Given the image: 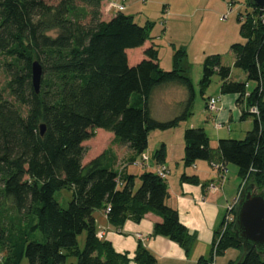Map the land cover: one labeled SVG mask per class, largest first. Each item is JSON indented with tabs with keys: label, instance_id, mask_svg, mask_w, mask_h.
Returning <instances> with one entry per match:
<instances>
[{
	"label": "trees",
	"instance_id": "16d2710c",
	"mask_svg": "<svg viewBox=\"0 0 264 264\" xmlns=\"http://www.w3.org/2000/svg\"><path fill=\"white\" fill-rule=\"evenodd\" d=\"M48 1L0 0V56L10 77L0 89V264H21L25 257L29 264H67L69 255L77 258V264H129L126 254L116 252L110 241L99 236L94 216L98 209L105 210L117 229L128 219L138 222L154 211L162 221L154 225L153 235L167 237L188 252L194 237L178 210L167 204L168 177L162 178L156 169L140 175L129 174L126 166L114 169L107 162L110 148L83 164L84 142L101 128L133 152L128 165H149V159L142 158L150 133L171 129L191 114L195 88L182 73L185 52L177 50L173 69L164 70L159 49L151 45L144 58L131 66L127 50L152 38V22L141 26L123 11L106 20L104 0ZM248 5L246 14L238 15L244 42L232 44L231 50L234 66L244 70L256 87L249 92L246 82L234 80L232 68L222 63L219 54L205 58L200 86L204 95L218 75L221 93L238 95L237 103H246L241 119L252 116L254 126L244 139H220L216 146L205 128H187L184 162L186 166L199 160L233 164L245 187L255 184L264 192V12L250 1ZM35 60L43 68L39 93L32 81ZM168 84L186 89V105L178 116L158 120L151 114V98L157 88ZM6 91L13 100L5 97ZM253 106L258 114L249 111ZM154 158L158 167L164 165V145ZM182 178L197 181L196 176ZM62 189L73 192L66 207L55 198ZM9 202L16 217L10 216ZM28 216L31 231L40 230L44 241L32 240L23 227ZM234 223L223 235L221 223L214 240L217 255L229 248L240 251L229 264H236L243 252ZM83 233L85 245L80 249L78 238ZM212 258L211 252L209 259L201 257L197 264H210ZM133 259L136 264L156 262L142 243ZM241 264H264V252L248 250Z\"/></svg>",
	"mask_w": 264,
	"mask_h": 264
},
{
	"label": "rangeland",
	"instance_id": "374dc122",
	"mask_svg": "<svg viewBox=\"0 0 264 264\" xmlns=\"http://www.w3.org/2000/svg\"><path fill=\"white\" fill-rule=\"evenodd\" d=\"M58 1L59 0H49L48 2L56 4ZM127 1L131 4L133 0H126L125 4L128 3ZM224 1L225 2H222L221 0V2H219L220 5H218V0H136L133 5H129V9L123 11L125 14H132L135 21L141 26L145 25L148 21L153 23L151 29L152 38L149 41H152L159 49V60L161 61L162 67H170V69L166 70L173 69V57L177 50L181 49L185 52L180 62L184 70L182 73L188 75L192 79L195 87V98L191 108V114L187 119L180 121L177 126L171 129H157L154 130L155 132H152L150 143L146 150L148 159H151V161H149L150 167L152 166L151 162L154 160V153L161 145L156 147L157 143L162 139L167 140L169 149L172 151L179 148V142L184 140L185 133V131L181 133V129H184L185 125L188 126L192 124L194 127L207 128L214 136L213 139H211V145L213 146H216L220 140V137H216L217 139L215 138L218 132H225L228 134L227 136L231 134V137L221 139H244L246 133L252 130L254 126V118L252 116L247 117L248 121H245L247 118L245 120L241 119L242 110L245 108L246 103L238 105L236 104V98L227 106L226 113H228L229 119L225 121L220 117V114L218 115L216 112H211L207 107V102L211 97L216 98L224 95L221 93V80L218 75L212 78V82L205 94H201L200 81L203 75V67L200 63L203 62L207 56L213 54H219L221 56L222 63L232 68V78L236 81L246 82L249 91H252L257 85L255 81L249 80L244 70L234 66V54L231 50L232 44L244 42V38L240 34L238 15H245L249 10V0ZM198 29L201 31L199 34L200 39H198V33L196 32ZM193 36H196L195 40H192L191 37ZM130 55L132 56L131 53ZM5 63L6 61L4 58L0 56V89L6 87L7 81L10 78L6 71L7 67ZM189 65L192 67L188 71L186 68ZM4 95L7 99L13 100V98L9 96L8 91H6ZM163 97L174 99V97H178V94L175 90L168 91L167 93H160L159 90V92L155 93L151 100L153 115L158 120L163 121L178 116L181 113L180 105L172 103L164 108V105H162L164 101H161ZM182 110H184V108ZM216 114L218 115L217 118L215 117ZM232 114L234 115L232 117L233 120L230 119ZM222 122H225V127L216 129L215 125ZM228 125L231 126V130L228 129ZM95 131L96 135L84 142L86 154L83 164L101 155L111 142L110 134L113 135L112 132L101 128H97ZM109 148L111 150L113 149L112 147ZM116 149L119 157L124 155V149L118 146ZM133 166L135 167L131 169L138 172L146 168V166L142 164ZM147 168H149V166ZM173 168L174 167H172V169ZM229 170L230 179H240L237 174L238 169L235 165L229 164ZM249 181L252 180L250 179ZM244 188L245 186L243 189ZM72 197L73 192L70 189H62L55 193V198L62 207H66L72 200ZM7 208L11 214L10 216H17L18 213L12 207L11 202L8 203ZM30 220L31 217L28 216L23 220L22 225L31 235V239L44 241V236L40 230L31 231ZM18 223L19 220H16L15 227L19 226ZM85 239V233L79 236L78 241L80 249L84 247ZM239 254L240 251L238 249L229 248L224 254L217 255V264H229L230 260L237 259V255ZM21 264H29L28 258L25 257ZM67 264H77V258L73 255H69Z\"/></svg>",
	"mask_w": 264,
	"mask_h": 264
},
{
	"label": "crops",
	"instance_id": "0c3cea01",
	"mask_svg": "<svg viewBox=\"0 0 264 264\" xmlns=\"http://www.w3.org/2000/svg\"><path fill=\"white\" fill-rule=\"evenodd\" d=\"M135 2L136 0L131 1V4L130 2L126 3L125 10L129 9V5H133ZM219 2H221V0H218V5H220ZM222 2L225 1L222 0ZM112 3L113 2L110 0H104L102 2L103 18L106 20L112 18L118 13ZM196 32L198 33V39H200L199 34L201 31L198 29ZM191 38L192 40H195L196 36ZM151 45L155 44L148 40L141 47L128 49L127 54L129 64L134 66L139 63L144 58L145 49ZM159 63L162 67L160 60ZM203 64L204 61L200 63L202 67ZM191 67L192 66L189 65L186 69L189 71ZM162 68L164 70L170 69V67ZM159 90L160 93H167L168 91L175 90L178 94V97H174V99L163 97V99H161L162 102L164 101L162 105H164V108H166V106L176 103V105H180L181 112L183 111L182 109L185 108L187 100V91L185 89L176 84H168L157 88L153 92V95L159 92ZM216 98L219 99V110L216 113L221 115L220 117L224 119L223 121L229 119L228 113H226L228 104H231V102L236 98V104L241 105L237 103L238 95L235 94H226ZM151 114L153 118L157 119L153 115L152 109ZM217 114L215 115L216 118L218 117ZM233 116V114L230 116L231 120H233ZM245 121H248V118ZM224 123L225 122H222L220 126L216 124L215 128H224ZM190 127L194 126L192 124L188 126L185 125L184 129ZM227 127L229 130H231L230 125ZM184 129H181V133H184ZM205 130L210 140L213 139V134H211L207 128H205ZM152 132L149 135V143ZM227 135L228 134L225 132H218L215 138L220 137L221 139L231 137V134H229V136ZM110 137L111 142L106 150L109 147H112L113 149L108 155L107 162L111 164L114 169H121L122 167L126 166L125 171L129 174L140 175L145 170H153L158 168L159 163L155 158L151 162L152 166L150 167L149 161H151V159L149 158V168L146 166L145 169L139 172L132 170L131 168L135 166L128 165V162L133 158V152L128 147L115 143L114 134H110ZM158 145H160V147L163 145L165 146L166 158L163 164L169 168V174L167 178L169 184V196L167 198V204L178 210L181 222L187 227L189 234L194 237L192 243L190 244L189 251L187 252L178 243L170 240L167 237L153 235L154 225L157 222L162 221V217L154 211L147 212L138 222L128 219L124 222L123 226L117 229L110 225L105 210L98 209L94 213L97 231L101 238H105L111 242L116 252L127 255L129 258V264H136L133 258L139 243H142L155 255L156 262L154 264H197L201 257L206 259L210 258L213 246L215 244L214 240L216 238V232L223 221L227 206L229 203L233 202L239 197L243 187L245 186V181L241 182V179H230L229 165L226 166V171L215 167L213 163L208 161H196L193 165L186 166L184 162V140L179 142V148H176L175 151L169 149V144L165 139L159 141L156 147H158ZM117 146L121 147V149H124L125 153L123 156H118L116 149ZM172 167H174V171ZM183 175L196 176L197 181L193 182L190 180H184L182 178ZM239 255H237V257H239ZM215 264H217V260L215 261Z\"/></svg>",
	"mask_w": 264,
	"mask_h": 264
},
{
	"label": "water",
	"instance_id": "95a60500",
	"mask_svg": "<svg viewBox=\"0 0 264 264\" xmlns=\"http://www.w3.org/2000/svg\"><path fill=\"white\" fill-rule=\"evenodd\" d=\"M250 4L264 10V0H249ZM43 68L39 61L32 64V81L37 93L40 92ZM41 133L45 132V124L40 125ZM233 231L243 244V252L236 264H241L246 252L256 248L264 252V192L255 184L247 185L241 192L236 208Z\"/></svg>",
	"mask_w": 264,
	"mask_h": 264
},
{
	"label": "built area",
	"instance_id": "2783aa9c",
	"mask_svg": "<svg viewBox=\"0 0 264 264\" xmlns=\"http://www.w3.org/2000/svg\"><path fill=\"white\" fill-rule=\"evenodd\" d=\"M113 6L116 8V11H124L126 8L125 2L126 0H119V1H112ZM264 12V10H263ZM218 102L219 99L215 98V97H211L209 99V101L207 102V107L211 110V112H218L219 110V106H218ZM249 111L253 114H258L259 111L257 109L256 106L250 107ZM218 126L221 125V123L217 124ZM144 161H146L148 159L147 155H143L142 158ZM137 164H139L140 162H136ZM213 165L223 171H226V166L222 165V164H215L213 163ZM156 172L162 177V178H167L168 174H169V169L165 166V165H161L160 167H158L156 169ZM240 196L237 199H235L233 202L229 203L226 209V213L225 216L223 218L222 221V227H221V235H223V233L225 231L228 230V228L230 227V225L235 221V211L237 208V204L240 201ZM110 210V208L107 209V211ZM101 237V236H100ZM212 260L210 262V264H215L216 261V257H217V246L216 244L214 245L213 251H212Z\"/></svg>",
	"mask_w": 264,
	"mask_h": 264
}]
</instances>
